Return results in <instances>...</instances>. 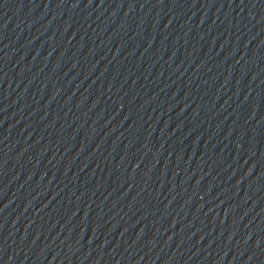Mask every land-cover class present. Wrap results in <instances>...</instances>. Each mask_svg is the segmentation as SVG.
I'll list each match as a JSON object with an SVG mask.
<instances>
[{
	"label": "water",
	"instance_id": "obj_1",
	"mask_svg": "<svg viewBox=\"0 0 264 264\" xmlns=\"http://www.w3.org/2000/svg\"><path fill=\"white\" fill-rule=\"evenodd\" d=\"M0 42L206 264H264V0H0Z\"/></svg>",
	"mask_w": 264,
	"mask_h": 264
}]
</instances>
